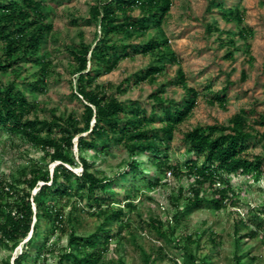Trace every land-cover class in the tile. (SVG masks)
<instances>
[{
    "label": "rangeland",
    "instance_id": "rangeland-1",
    "mask_svg": "<svg viewBox=\"0 0 264 264\" xmlns=\"http://www.w3.org/2000/svg\"><path fill=\"white\" fill-rule=\"evenodd\" d=\"M95 1L44 0L54 26L43 45V51L52 61V72L45 80L42 91L29 92L27 87H23L36 106L31 117L50 118L55 113L63 116L72 114L80 120L83 118V101L75 94L77 73L70 66L74 62L67 47L81 42L92 47L98 39L100 27L91 20L89 11ZM171 1L162 30L177 61L166 64L156 81L133 86L124 80L134 79L142 69L156 62L151 55H133L122 59L114 70L101 73L97 82L107 87L108 92L117 96L125 107L136 105L146 110L149 117L154 116L147 129L157 135L156 143L166 147L164 155L172 163L178 164L183 173L161 172L150 163V154L140 153L135 158L141 162L143 173H138L136 189L132 190L131 176L125 175L126 164L132 157L124 147L112 142L106 155L95 157L93 150L81 153L91 162L92 168L100 172V177L112 179L106 192H98L99 196L108 200V205L92 206L81 192L74 191L59 201L52 196L45 197V201L56 203V209L63 215L66 230L50 233V223L43 220L40 228L50 233L46 248L51 247L52 250L37 256L36 246L33 245L30 249L31 259L29 262L24 260V264H74L73 257L61 259L65 253L75 252L68 244L69 233L73 230L75 235L85 237L101 225L103 230L100 235L107 231L111 239L96 264H117L120 259L124 264H144L139 246L152 257L156 256L159 246L163 248L162 254L168 258H161L154 264H172L169 258L183 264L181 250L176 244L189 242L197 255L207 258V264H236V256L241 264H264V180L256 182L250 176L238 174L230 175L220 185L206 182L197 188L199 196L212 199L216 196L215 187L227 185L228 199L222 202L219 209L211 204L187 208L186 197L192 196L194 178L187 175L184 165L187 160L200 162L201 158L186 153L187 145L183 141V134L187 130L207 124L226 126L233 116L244 109L247 123L259 132L251 139L247 157L252 159L257 154L264 155V138L261 136L264 125L258 124L260 117H264V0ZM219 4L223 9L237 7L242 11L243 25L252 30V36L242 39L238 35L240 27L237 22L225 19ZM133 14L138 15L139 9H135ZM207 26H211V29ZM158 34L156 29H150L144 36L128 38L121 35L116 36L115 40L124 43L145 42ZM230 38L234 41L233 46L228 44ZM229 51L232 52L231 58L226 55ZM26 68L28 71L17 77L20 86L25 77L35 71L28 63ZM91 68L92 64L88 63V69ZM178 69H182L187 85L198 91L199 98L190 115L176 126L170 139L166 140L161 129L162 109L150 95L162 90L161 96L166 106L182 103L186 96L177 85ZM11 79V74L0 73L2 82ZM224 87H227L225 107L211 103V98L222 94ZM154 106L155 111L152 110ZM160 138L164 140L162 143L159 142ZM74 153L78 165L72 170L79 174L81 166L77 156L80 152L75 146ZM55 164L49 163L42 150L34 144L0 130V179L23 188L26 184L22 181L30 176L32 169L47 167L51 171ZM40 184L32 189L30 200L36 197ZM72 187H76L75 183H72ZM180 190L182 196L176 200ZM128 194L130 206L124 200ZM109 210L121 212V218L109 216ZM150 220H159L166 230L174 229L170 243L159 238ZM251 230L256 234L253 237L246 235ZM32 235L30 230L13 249H10L12 242H0V264H6V260L14 264V258L26 249ZM187 237H190V241ZM103 240L98 239L99 247H103Z\"/></svg>",
    "mask_w": 264,
    "mask_h": 264
},
{
    "label": "trees",
    "instance_id": "trees-1",
    "mask_svg": "<svg viewBox=\"0 0 264 264\" xmlns=\"http://www.w3.org/2000/svg\"><path fill=\"white\" fill-rule=\"evenodd\" d=\"M171 4V0H96L90 5L91 20L97 22L100 27L98 39L92 47L84 42L67 47L74 62L70 66L74 67L77 73L75 94L81 98L84 106L83 118L80 120L72 114L63 116L52 113L50 118L30 116L36 106L28 98L23 87H27L29 92H40L45 88V80L51 75L52 61L43 51L46 38L54 27L50 19L51 14L44 0H0V73L12 75L8 82L0 80V130L34 144L42 150L49 163L56 162L51 171L47 167L32 169L30 176L22 181L26 184L23 188H19L16 183L0 179V242H12L10 249H13L30 230L33 232L26 249L14 258V264H24V260L29 262L33 245L36 246L37 256L46 251L50 252L52 248H46L50 233L66 230L63 215L56 209V203L45 201V197L52 196L59 201L66 199L74 191L81 192L91 201L92 206L100 207L103 203L108 205V200L99 196L98 192H106L112 179L100 177V172L93 169L91 162L81 153L93 150L95 157L106 155L110 152L112 142L124 147L132 157L127 162L125 171V175L131 176L132 190L136 189L138 173H143L141 162L135 158L140 153L150 154V163L161 172L168 170L170 174L183 173L178 164L172 163L164 155L166 147L156 143L157 135L147 129L150 121H154V116L149 117L146 110L139 109L136 105L125 107L117 96L108 92L107 87L97 82L101 73L114 70L122 59L133 55H151L156 59L154 64L142 69L134 79L124 80L131 82L133 86L156 81L166 64L177 61L176 54L169 47L168 39L162 30ZM219 7L225 19L237 22L240 27L238 35L242 39L246 40L252 36V30L243 25L242 11L237 7L223 9L221 4ZM135 9H139L138 15L133 14ZM207 28L211 29V26ZM150 29H156L159 34L145 42L124 43L115 40L116 36L121 35L128 38L134 35L144 36ZM227 41L230 46L234 45L231 38ZM226 55L231 58L232 52L229 51ZM27 63L34 67L35 71L31 76L25 77L20 86L17 77L28 71ZM88 63L92 64L91 69H88ZM262 67L264 70V62ZM93 71L95 74H92ZM177 85L184 90L186 96L182 103L166 106L161 96L162 90L150 95L162 109L161 129L166 140L170 139L176 126L190 115L199 98L198 91L187 85L182 69L177 72ZM226 91L227 87H224L222 94L211 98V103L225 107ZM155 107L152 108L153 111ZM245 114L246 111L242 109L226 126L198 125L183 134V141L187 145L186 153L201 158L200 162L187 160L184 165L187 175L194 178L192 196L186 197L187 208L211 204L215 209H219L222 202L228 199L227 185L215 187L216 196L212 199L199 196L197 188L206 182L220 185L230 175L238 174L250 176L256 182L264 180V155L257 154L250 159L246 154L251 139L259 132L247 123ZM263 118L260 117L258 124L264 125ZM261 136L264 138V133H261ZM162 141L163 138H160L159 142ZM74 146L80 152L77 156L81 166L79 174L72 170L78 165ZM142 179L145 177L142 176ZM39 183L41 184L36 197L30 200L32 189ZM72 183H75V188ZM178 195L176 200L182 196L181 190ZM124 200L127 201L126 205L130 206L129 194ZM111 215H116L117 219L121 218V212L117 210H109V216ZM67 219L71 221L70 217ZM43 220L50 223V233L40 228ZM150 221L159 238L170 243L174 229H164L159 220ZM102 230L101 225L85 237L75 235L72 230L68 244L75 252L69 251L62 255L61 259L73 257L74 264H96L107 250L106 245L111 239L107 231L100 235ZM246 235L253 237L256 234L251 230ZM101 238L104 239L103 247H99L98 239ZM187 239L190 241V237ZM176 245L181 250L183 264H207V258L197 255L190 242ZM139 249L144 264H154L161 258H168L162 254L161 246L153 257L141 246ZM84 250L86 251L82 253ZM235 259L236 264H241L238 256ZM169 260L172 264H178L173 258ZM5 263L9 264L8 260ZM117 264L124 262L120 259Z\"/></svg>",
    "mask_w": 264,
    "mask_h": 264
}]
</instances>
